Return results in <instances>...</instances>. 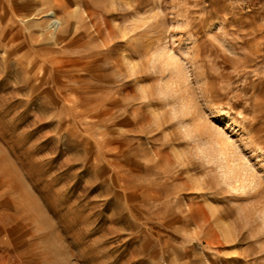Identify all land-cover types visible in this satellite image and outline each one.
<instances>
[{
  "label": "rangeland",
  "instance_id": "374dc122",
  "mask_svg": "<svg viewBox=\"0 0 264 264\" xmlns=\"http://www.w3.org/2000/svg\"><path fill=\"white\" fill-rule=\"evenodd\" d=\"M0 264H264V0H0Z\"/></svg>",
  "mask_w": 264,
  "mask_h": 264
},
{
  "label": "bare ground",
  "instance_id": "6f19581e",
  "mask_svg": "<svg viewBox=\"0 0 264 264\" xmlns=\"http://www.w3.org/2000/svg\"><path fill=\"white\" fill-rule=\"evenodd\" d=\"M51 10V9H50ZM34 14V13H33ZM48 15H50L51 17H53V19L51 20V27H52V31H51V33H52V35H53V39H59V36H61V35H59V32H60V29H62L61 28V26H62V21H61V19H59V18H57V17H55L56 16V12L54 11V10H51V11H49L48 12ZM50 22V21H49ZM42 23V22H41ZM50 25V24H49Z\"/></svg>",
  "mask_w": 264,
  "mask_h": 264
}]
</instances>
